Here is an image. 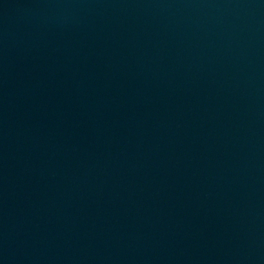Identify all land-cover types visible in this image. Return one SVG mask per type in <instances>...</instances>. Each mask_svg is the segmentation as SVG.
Wrapping results in <instances>:
<instances>
[{
	"label": "water",
	"instance_id": "95a60500",
	"mask_svg": "<svg viewBox=\"0 0 264 264\" xmlns=\"http://www.w3.org/2000/svg\"><path fill=\"white\" fill-rule=\"evenodd\" d=\"M0 264H264V0H0Z\"/></svg>",
	"mask_w": 264,
	"mask_h": 264
}]
</instances>
